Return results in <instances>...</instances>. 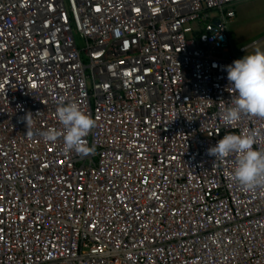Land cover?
I'll use <instances>...</instances> for the list:
<instances>
[{"label":"built area","instance_id":"built-area-1","mask_svg":"<svg viewBox=\"0 0 264 264\" xmlns=\"http://www.w3.org/2000/svg\"><path fill=\"white\" fill-rule=\"evenodd\" d=\"M244 1L0 0V264H264V188L207 152L264 147L221 120ZM68 102L87 153L42 138Z\"/></svg>","mask_w":264,"mask_h":264},{"label":"clouds","instance_id":"clouds-1","mask_svg":"<svg viewBox=\"0 0 264 264\" xmlns=\"http://www.w3.org/2000/svg\"><path fill=\"white\" fill-rule=\"evenodd\" d=\"M226 66L230 104L222 109L221 120L235 127L244 116L264 119V48L253 46L251 51ZM56 118L62 128L48 127L42 132L44 142H55L63 136L64 151L87 153L90 148L84 138L95 127V120L75 102L61 103ZM31 127L30 115L24 117ZM260 131L245 129L226 132L207 152L214 161H222L235 155V166L230 179L243 190L264 188V147L255 146Z\"/></svg>","mask_w":264,"mask_h":264},{"label":"rangeland","instance_id":"rangeland-1","mask_svg":"<svg viewBox=\"0 0 264 264\" xmlns=\"http://www.w3.org/2000/svg\"><path fill=\"white\" fill-rule=\"evenodd\" d=\"M229 35L234 50L240 52L242 47L264 48V0H246L236 7V16L229 25Z\"/></svg>","mask_w":264,"mask_h":264}]
</instances>
